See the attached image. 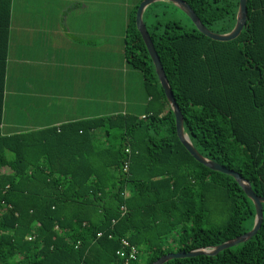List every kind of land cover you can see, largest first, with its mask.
Instances as JSON below:
<instances>
[{
	"label": "trees",
	"instance_id": "obj_1",
	"mask_svg": "<svg viewBox=\"0 0 264 264\" xmlns=\"http://www.w3.org/2000/svg\"><path fill=\"white\" fill-rule=\"evenodd\" d=\"M13 1L0 0V264H123V239L139 249L131 264H152L253 229L256 207L241 185L198 162L181 142L135 22L139 4L127 20L125 56L144 77V117L101 116L5 135ZM185 1L211 31L236 27L240 0ZM154 6L144 15L157 20L144 23L185 132L203 156L240 173L264 197V0H248L247 24L230 41L192 22L162 21ZM165 264H264V221L251 240L215 256Z\"/></svg>",
	"mask_w": 264,
	"mask_h": 264
},
{
	"label": "crops",
	"instance_id": "obj_2",
	"mask_svg": "<svg viewBox=\"0 0 264 264\" xmlns=\"http://www.w3.org/2000/svg\"><path fill=\"white\" fill-rule=\"evenodd\" d=\"M88 8L86 0L13 1L5 135L147 107L144 77L125 56L129 13L116 22Z\"/></svg>",
	"mask_w": 264,
	"mask_h": 264
},
{
	"label": "water",
	"instance_id": "obj_3",
	"mask_svg": "<svg viewBox=\"0 0 264 264\" xmlns=\"http://www.w3.org/2000/svg\"><path fill=\"white\" fill-rule=\"evenodd\" d=\"M157 1H161V0H143L139 4L135 22H137V27L142 34V37L145 41V44L150 53V56L153 59L154 64L156 66V71L159 76L161 85L164 88L168 101L170 102L172 109L175 113V116H176L175 120L177 124L178 136L181 142L183 143V145L186 147V149L190 152V154L198 162L211 168L212 170L219 171V172L233 176L236 179V181L241 185V187L245 190L246 194L253 200L255 207H256V211H257L256 218H255L256 219L255 225L251 231L243 235H240L236 237L235 239H232L223 244H220L216 247L200 248V249L192 250L189 252L180 251L177 253H169L161 257L160 259H158L156 262L152 263V264H165L166 262L173 260V259L191 258V257H197L201 255L215 256L226 249L232 248L236 245H239L241 243L251 240L261 229L263 221H264L263 219L264 218V207H263L264 197L259 196L253 190L250 181L245 179L240 173H238L237 171L233 169H229L228 167L203 156L198 151V149L193 145L190 139V136L185 132L183 113L179 107V104L176 101L174 92L170 86L169 80L167 78L166 72L162 65L161 59L158 55V52L155 48V45L152 40L149 29L147 27V24L144 23L145 10L147 9L148 6H150L151 4ZM167 1L173 2L174 4L178 5L180 9H182L189 16V18L192 20L191 22L194 23L196 27L203 34L217 41H230V40L236 39L238 36H240L245 25L247 24L246 22L248 20V6H247L248 0H240V7H239L238 20H237L236 27L234 28L232 32L227 33V34L215 33L211 31L209 28H207L202 23L198 15L195 13L194 9L185 0H167Z\"/></svg>",
	"mask_w": 264,
	"mask_h": 264
},
{
	"label": "rangeland",
	"instance_id": "obj_4",
	"mask_svg": "<svg viewBox=\"0 0 264 264\" xmlns=\"http://www.w3.org/2000/svg\"><path fill=\"white\" fill-rule=\"evenodd\" d=\"M89 2L88 12L94 13L95 11L105 12L108 14H117L116 18L113 21H119L121 15L129 13L131 10L140 4L143 0H86ZM154 9H156L160 13L159 19L162 21L167 20H176L180 21L184 25L188 27H192L191 19L189 16L182 10L180 7L173 2L167 0H161L153 3ZM163 11H167V13H163ZM163 13V14H162ZM144 20L148 25H151L157 19L154 18L150 14L144 15ZM141 74V73H140ZM142 76V74H141ZM146 108H142L141 112H137V115H141Z\"/></svg>",
	"mask_w": 264,
	"mask_h": 264
},
{
	"label": "built area",
	"instance_id": "obj_5",
	"mask_svg": "<svg viewBox=\"0 0 264 264\" xmlns=\"http://www.w3.org/2000/svg\"><path fill=\"white\" fill-rule=\"evenodd\" d=\"M127 152L130 153V149H127ZM131 161L128 159L124 164V171L127 172L129 170ZM98 236H102V233L100 232ZM33 237H30L32 239ZM123 248L117 251V255L122 259L123 264H131L134 260L138 259L139 256V249L130 244V242L126 239L122 240Z\"/></svg>",
	"mask_w": 264,
	"mask_h": 264
}]
</instances>
